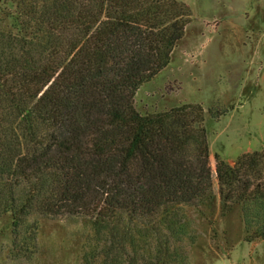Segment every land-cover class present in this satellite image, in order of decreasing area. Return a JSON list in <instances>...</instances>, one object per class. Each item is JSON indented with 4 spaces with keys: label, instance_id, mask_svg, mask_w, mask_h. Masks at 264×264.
Returning <instances> with one entry per match:
<instances>
[{
    "label": "trees",
    "instance_id": "obj_1",
    "mask_svg": "<svg viewBox=\"0 0 264 264\" xmlns=\"http://www.w3.org/2000/svg\"><path fill=\"white\" fill-rule=\"evenodd\" d=\"M17 2V33L0 34V214H11L14 246L21 225L22 243H35L34 211L84 215L85 264L101 255L103 264H170V239L187 226L180 208L215 200L204 110L143 114L134 96L169 63L191 9L178 0ZM214 159L220 215L239 207L245 240L264 239L258 151L234 165Z\"/></svg>",
    "mask_w": 264,
    "mask_h": 264
},
{
    "label": "rangeland",
    "instance_id": "obj_2",
    "mask_svg": "<svg viewBox=\"0 0 264 264\" xmlns=\"http://www.w3.org/2000/svg\"><path fill=\"white\" fill-rule=\"evenodd\" d=\"M178 1L191 9V21L169 63L137 89L134 106L143 114L184 103L202 106L215 200L180 208L187 226L170 239V264H264V239L245 240L239 207L220 215L214 159L218 153L234 165L242 154L258 151L264 179V0ZM18 9L17 0H0L1 35L17 33ZM26 220L36 223L35 243H22L21 225L15 247L11 214H0V264H85L89 217L34 211ZM102 261L103 255L96 264Z\"/></svg>",
    "mask_w": 264,
    "mask_h": 264
}]
</instances>
